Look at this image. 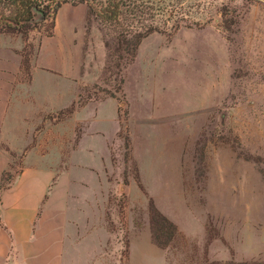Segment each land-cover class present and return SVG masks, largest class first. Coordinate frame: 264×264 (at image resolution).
I'll return each instance as SVG.
<instances>
[{
	"label": "rangeland",
	"instance_id": "374dc122",
	"mask_svg": "<svg viewBox=\"0 0 264 264\" xmlns=\"http://www.w3.org/2000/svg\"><path fill=\"white\" fill-rule=\"evenodd\" d=\"M184 8L203 25L147 36L131 62L85 5H63L51 36V21L0 35V96L19 98L0 120L2 185L37 164L103 178L86 209L89 264H264V0ZM150 200L177 227L165 248Z\"/></svg>",
	"mask_w": 264,
	"mask_h": 264
},
{
	"label": "crops",
	"instance_id": "0c3cea01",
	"mask_svg": "<svg viewBox=\"0 0 264 264\" xmlns=\"http://www.w3.org/2000/svg\"><path fill=\"white\" fill-rule=\"evenodd\" d=\"M1 48L5 50L2 44ZM44 52L42 40L39 54L42 58ZM56 55L64 71L68 60L73 63L69 72L79 71L76 55H68L65 48L57 50ZM7 58L0 54V62L3 59L6 62ZM10 59L12 63L13 58ZM3 67L4 63L0 64V72ZM2 83L0 80V87ZM65 96L66 91L61 100H66ZM7 102L11 103L10 108L6 107ZM18 102V96L10 95L7 99L0 96V120L12 119L13 104ZM108 113L106 116L113 122L112 111ZM99 117L104 122V114ZM103 127L105 136H109L103 138L105 146L112 133L106 122ZM90 137L88 131L81 132L80 146H94ZM2 173L0 158V264H89L90 255L82 251L84 240L88 239L86 209L96 205L94 194L96 190L101 192L103 178L95 174L57 175L49 166L37 164L25 165L10 183L2 185Z\"/></svg>",
	"mask_w": 264,
	"mask_h": 264
},
{
	"label": "trees",
	"instance_id": "16d2710c",
	"mask_svg": "<svg viewBox=\"0 0 264 264\" xmlns=\"http://www.w3.org/2000/svg\"><path fill=\"white\" fill-rule=\"evenodd\" d=\"M185 0H0V35L19 33L25 35L33 28L54 19L65 4L85 5L87 17L95 19L113 34V48L106 44L111 54L127 55L132 61L141 41L153 33L171 34L182 27H200L184 8ZM151 240L160 248L167 247L177 234V227L158 211L150 200L148 205ZM164 239V240H162Z\"/></svg>",
	"mask_w": 264,
	"mask_h": 264
}]
</instances>
